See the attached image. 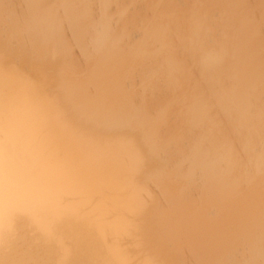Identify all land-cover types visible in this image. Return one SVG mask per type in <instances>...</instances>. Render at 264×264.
Here are the masks:
<instances>
[{"label":"bare ground","instance_id":"obj_1","mask_svg":"<svg viewBox=\"0 0 264 264\" xmlns=\"http://www.w3.org/2000/svg\"><path fill=\"white\" fill-rule=\"evenodd\" d=\"M0 73V264H264V0H0Z\"/></svg>","mask_w":264,"mask_h":264},{"label":"rangeland","instance_id":"obj_2","mask_svg":"<svg viewBox=\"0 0 264 264\" xmlns=\"http://www.w3.org/2000/svg\"><path fill=\"white\" fill-rule=\"evenodd\" d=\"M2 72H3V71H2ZM5 75H7V74H5V73L2 74V73H0V77L2 76V77L0 78V84H1V85H0V92H1V93H0V96H1V95H2V96L9 95V94L11 93V91H12L13 97L15 98L16 95H15V93H14V90H13V88L11 89V85H9V84L11 83V82H10L11 80H10V79H9V80H8V79H5V80H4V78H9L10 76H9V75L5 76ZM3 77H4V78H3ZM7 82H8L9 84H8ZM4 84H5V85L8 84V86L10 87L9 89H10L11 91H8L9 94H8L7 91H6L7 89H6V87H4ZM2 86H3V87H2ZM12 87H13V86H12ZM3 88H4V89H3ZM9 89H8V90H9ZM3 90H4V92H6L7 94H5V93L3 94ZM2 96H1V97H2ZM9 96H10V95H9ZM1 97H0V106H2V105H3V106H6L7 109H6L5 111L10 110V109H11V107H10V103H6V104H4L3 101L1 100ZM12 101H14V100H12ZM8 107H9V108H8ZM1 109H2V108H1ZM0 113H2V110H0ZM0 122H3V120H0Z\"/></svg>","mask_w":264,"mask_h":264}]
</instances>
